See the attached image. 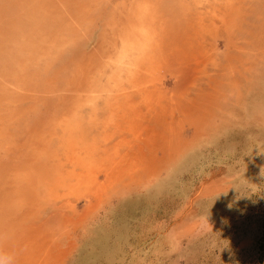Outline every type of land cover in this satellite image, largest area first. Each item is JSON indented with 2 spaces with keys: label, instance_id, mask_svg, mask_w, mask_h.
Segmentation results:
<instances>
[{
  "label": "rangeland",
  "instance_id": "1",
  "mask_svg": "<svg viewBox=\"0 0 264 264\" xmlns=\"http://www.w3.org/2000/svg\"><path fill=\"white\" fill-rule=\"evenodd\" d=\"M0 253L264 264V0H0Z\"/></svg>",
  "mask_w": 264,
  "mask_h": 264
},
{
  "label": "clouds",
  "instance_id": "2",
  "mask_svg": "<svg viewBox=\"0 0 264 264\" xmlns=\"http://www.w3.org/2000/svg\"><path fill=\"white\" fill-rule=\"evenodd\" d=\"M14 257L10 253H0V264H13Z\"/></svg>",
  "mask_w": 264,
  "mask_h": 264
}]
</instances>
